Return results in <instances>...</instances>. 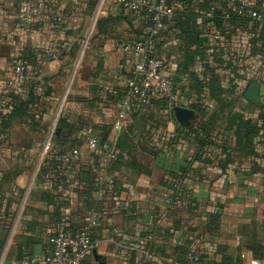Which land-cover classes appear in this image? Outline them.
<instances>
[{
	"label": "crops",
	"instance_id": "obj_1",
	"mask_svg": "<svg viewBox=\"0 0 264 264\" xmlns=\"http://www.w3.org/2000/svg\"><path fill=\"white\" fill-rule=\"evenodd\" d=\"M42 1L28 38L0 0V264L34 263L48 246L58 212L70 230L88 213L97 214L91 235L105 264H179L191 244L200 249L201 264H264V97L260 105L246 98L257 78L264 85V0H251L263 14L255 22L223 17L214 1L176 0L153 51L165 60L164 73L173 79L181 106L195 114L188 126L175 120L161 98L142 110L119 108L134 60L121 43L140 37L148 25L114 0H107L99 18L104 27L96 26L84 66L64 92L81 48L74 22L89 0ZM210 5L217 7L214 17ZM192 31L195 39L188 42ZM214 33L218 41L210 39ZM44 47L60 50L61 57L49 60L40 51ZM20 59L28 62V87L15 93L3 80ZM15 96L29 99L28 110L4 126ZM56 114L68 126H54L53 149L79 151L69 171L51 151L42 152ZM208 117L209 135L200 146L192 129ZM16 129L23 138H13ZM90 138L97 140L94 148L87 145ZM110 151L114 159L107 158ZM101 166L105 172L98 180ZM183 167L189 168L186 200L164 210L172 174ZM140 238L149 240L150 250ZM131 251L133 262L127 258ZM82 263L96 264L92 252Z\"/></svg>",
	"mask_w": 264,
	"mask_h": 264
},
{
	"label": "built area",
	"instance_id": "obj_2",
	"mask_svg": "<svg viewBox=\"0 0 264 264\" xmlns=\"http://www.w3.org/2000/svg\"><path fill=\"white\" fill-rule=\"evenodd\" d=\"M76 1V0H73ZM115 3L126 12L144 15L150 21L146 31L138 38L128 37L121 43V48L134 55L130 65V77L124 82L123 94L118 100V106L122 111L142 110L150 101L163 99L169 112L176 106H181L178 91L173 79L164 73L165 60L154 54L153 48L159 31L166 26V23L175 13L176 0H114ZM191 3L214 1L225 18H239L247 21H260L263 14L253 8L251 0H186ZM1 5L6 10L15 12L18 26L28 38H32L33 24L35 18L44 9L42 0H1ZM97 8V7H96ZM216 5L209 6V15L214 17ZM96 10L94 12V15ZM100 13V11H99ZM55 21H62L61 15H53ZM212 41L220 39L219 34L210 35ZM41 53L49 60H57L61 52L52 47L40 49ZM29 78L28 62L20 59L12 65V75L5 78L3 82L6 88L15 93L26 92V84ZM257 78L256 82L260 83ZM54 126L47 132L43 141V154L52 152L54 159L58 162L63 171H69L72 163L78 157V149L75 147L54 150L53 133ZM96 138L87 141L89 148L96 146ZM115 152H108L107 158L114 159ZM104 166L100 168L101 180L104 175ZM189 173L186 174V177ZM185 178V177H184ZM183 180V179H182ZM176 185V184H175ZM163 208L167 210L181 201L172 196L162 198ZM98 216L95 212L88 213L85 223L75 230L67 229L66 218L62 217L56 224L54 231L48 237V246L34 263L18 261L15 264H82L83 259L99 245V240L93 239L91 229L97 224ZM139 244H144L145 239L140 238ZM201 251L195 245L189 246L188 252L181 264H201ZM249 264H258L250 262Z\"/></svg>",
	"mask_w": 264,
	"mask_h": 264
},
{
	"label": "trees",
	"instance_id": "obj_3",
	"mask_svg": "<svg viewBox=\"0 0 264 264\" xmlns=\"http://www.w3.org/2000/svg\"><path fill=\"white\" fill-rule=\"evenodd\" d=\"M96 0H89L88 1V6L91 7L94 5ZM141 17H143V19L147 22V25L149 26L150 25V21L148 20V18H146V16L144 15H139ZM108 19H106L105 21H107ZM104 21V22H105ZM97 28H102L104 27L103 24H102V20L99 19L98 20V23L96 24ZM192 34L191 35H188L187 33V41L188 42H191L193 41V39H195L194 37V33L193 31L191 32ZM131 36V35H130ZM132 37V36H131ZM136 38V37H135ZM264 41V40H262ZM75 51L77 49V46L75 45V48H73ZM190 60V54L189 56H186V60H185V64L188 63V61ZM131 75V74H130ZM130 77V76H129ZM28 87V84H26V89ZM124 90V89H123ZM123 94V91L119 94V97H118V100L120 99V97L122 96ZM15 99H16V104H15V107H14V110H12V112L10 113V115L8 116V119L5 120L4 122L2 121L1 124H3L4 126H7L8 124H10V121L11 119L13 118H21L22 116L26 115V111L28 110V103H29V99H22L20 98L19 96H15ZM156 103L157 101L156 100H152L150 102H153ZM149 105V104H148ZM147 105V106H148ZM146 106V107H147ZM145 108V107H144ZM143 108V109H144ZM137 111V110H136ZM172 112V111H171ZM211 120H212V117H208L205 121L202 120L201 118L197 121V124H196V127L195 129H192V131L194 130H197V137L195 138V140L200 144V146L203 145V142L206 141V137L209 135V131H210V127H211ZM57 124L61 127H66L68 126V124L65 122L64 118H62L61 116L59 117L58 119V122ZM244 124L246 125L247 123L244 122ZM248 134L244 135L246 138H248L247 136ZM238 138L240 139V135L238 134ZM247 142V140H246ZM63 150V149H61ZM189 173V168H181L179 169L178 171L174 172L172 174V181L170 183V188H171V193L167 194L168 196H172V197H176L178 198L181 203H179L178 205H173L172 207L168 208L167 211H172L173 209L175 208H179L180 206L183 205L184 201L186 200L185 198V193L183 192L184 190V184H185V179L188 177H186V174ZM185 177V178H184ZM183 179V180H182ZM176 184V185H175ZM166 196V195H165ZM49 201H51L52 203H54L51 199V197H48ZM60 204V203H59ZM66 203H61L60 205H64ZM56 210H57V206H56ZM56 214V213H55ZM63 217V215L60 216V212L57 213V222ZM85 222H83L80 226H82ZM79 226V227H80ZM67 227V226H66ZM78 228V227H77ZM76 228V229H77ZM68 229V228H67ZM75 230V229H74ZM92 231V229H91ZM92 236V235H91ZM146 238V236H144ZM93 238V237H92ZM95 239V238H93ZM146 243V247L149 248V250L151 249L150 247V243H149V240L146 239L145 241ZM144 243V244H145ZM190 246V245H189ZM189 246L186 247V249L184 250V254H183V258L182 260L180 261L179 264H181L188 252V249H189ZM91 253V252H90ZM89 253V254H90ZM134 251H131L129 254H128V261L129 262H133L134 261ZM18 261H22L21 259H18ZM17 261V262H18ZM201 261H202V254H201ZM83 264V263H82ZM143 264H149V262H144Z\"/></svg>",
	"mask_w": 264,
	"mask_h": 264
},
{
	"label": "rangeland",
	"instance_id": "obj_4",
	"mask_svg": "<svg viewBox=\"0 0 264 264\" xmlns=\"http://www.w3.org/2000/svg\"><path fill=\"white\" fill-rule=\"evenodd\" d=\"M99 2H100V0H96L93 6H91V7L86 6L85 9L84 8L81 9L79 14H78L77 20L74 22V24L76 25L74 30H77V33H79V35H80L79 42L81 44V46H80L81 48H79L77 54L72 59V69L69 72V74H67V76L65 78L64 92L66 91L69 84H71V82L73 81V78H74L77 70H79L81 68V66H84V57H85L86 51L88 49L87 46H89V43L91 42V40L93 38V34H94V31L96 28V24L98 23V20L102 14L103 8L106 7L105 4H106L107 0H104L102 2L101 7H100V13H98L97 17L94 20V17H95L94 11L96 10V7L98 6ZM82 50H83V52L81 53ZM51 119H52L51 122H53V125H56L57 124V114L53 115ZM13 136H14L13 137L14 139L16 137L18 140L23 138V134H22L20 129H16L15 134L13 132Z\"/></svg>",
	"mask_w": 264,
	"mask_h": 264
},
{
	"label": "water",
	"instance_id": "obj_5",
	"mask_svg": "<svg viewBox=\"0 0 264 264\" xmlns=\"http://www.w3.org/2000/svg\"><path fill=\"white\" fill-rule=\"evenodd\" d=\"M82 52L83 50L81 51V53ZM262 97H264V85H261L257 82H252L246 92V98L257 105H260V100ZM173 114L175 120L181 126H188L190 122L195 118L194 112L191 109L185 108L183 106L174 107ZM91 252L95 258L96 264H105L104 258L96 252V249H93Z\"/></svg>",
	"mask_w": 264,
	"mask_h": 264
},
{
	"label": "bare ground",
	"instance_id": "obj_6",
	"mask_svg": "<svg viewBox=\"0 0 264 264\" xmlns=\"http://www.w3.org/2000/svg\"><path fill=\"white\" fill-rule=\"evenodd\" d=\"M103 1H104V0H100L98 6H97V8H96V13H95L94 20H95V18L97 17L99 11H100V7H101V4H102Z\"/></svg>",
	"mask_w": 264,
	"mask_h": 264
}]
</instances>
